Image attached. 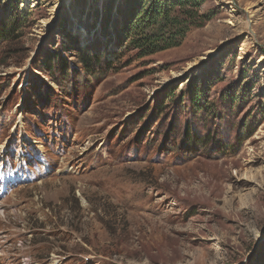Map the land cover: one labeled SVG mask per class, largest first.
Returning a JSON list of instances; mask_svg holds the SVG:
<instances>
[{
  "label": "rangeland",
  "instance_id": "rangeland-1",
  "mask_svg": "<svg viewBox=\"0 0 264 264\" xmlns=\"http://www.w3.org/2000/svg\"><path fill=\"white\" fill-rule=\"evenodd\" d=\"M128 1L0 0V25L18 13L0 42V264H264V0H199V26L176 5L182 39L144 56L124 47ZM62 40L116 60L87 75L62 53L59 87L40 70Z\"/></svg>",
  "mask_w": 264,
  "mask_h": 264
},
{
  "label": "trees",
  "instance_id": "trees-1",
  "mask_svg": "<svg viewBox=\"0 0 264 264\" xmlns=\"http://www.w3.org/2000/svg\"><path fill=\"white\" fill-rule=\"evenodd\" d=\"M198 1L199 0H135L133 5H131L132 1H128L129 3L127 4V8L133 11L131 12L132 14L126 16L125 18V34L133 35L134 33V35L129 37L127 44L124 47L126 49H135L137 50L138 55L144 56L166 47L175 46L182 39L184 33L178 27L179 17L177 15L170 17V12L177 5L179 9L182 10V14H184L185 18H187V23H190L189 25L199 26L202 24L203 17L199 15L197 11ZM14 15L15 17L13 16L12 18L7 19V22L0 25V42L11 41L14 38V32L16 31L15 28L18 27V13L16 12ZM157 24L170 27L167 33L169 37H157L159 34L157 33V30H154ZM150 27H153L154 30L151 33L147 35H145L143 31L140 32L141 34L138 33L140 30ZM177 36L178 39H176ZM160 42L163 43L161 47L159 45ZM67 43H71V41L64 42L62 40L58 45L59 49H57L54 53H51L52 55L50 56L45 55L46 57L44 56L41 61L40 71L50 76L52 81L59 87H61L62 81H60L58 73L55 71V67H58L59 69L63 68V81L66 80L65 77L71 80V74H73H69L67 71H64L68 70V67H66L67 69L65 68L66 58L62 55V53L67 54L73 51L75 58H77V67L75 66L77 69H75L79 70L81 73H87V75H95L99 72L103 64L104 66L106 64V67H108L116 60L115 53L109 51L99 52V50L95 51L93 49H84L78 46L69 48ZM119 48H121V46ZM46 86L50 89L48 91H52L50 86L47 84ZM181 95L183 97H181ZM202 95L203 92L195 88L192 84L188 85L184 93H180V97L183 99V102L191 105H198L197 102L202 99ZM200 144L205 145L209 144V142L206 143L205 141ZM197 145L200 146L199 143Z\"/></svg>",
  "mask_w": 264,
  "mask_h": 264
},
{
  "label": "bare ground",
  "instance_id": "bare-ground-1",
  "mask_svg": "<svg viewBox=\"0 0 264 264\" xmlns=\"http://www.w3.org/2000/svg\"><path fill=\"white\" fill-rule=\"evenodd\" d=\"M22 7H25L26 6V4H25V2H22V5H21ZM0 239H2V238H0ZM1 244V243H0ZM2 245V244H1ZM2 261V260H1Z\"/></svg>",
  "mask_w": 264,
  "mask_h": 264
}]
</instances>
